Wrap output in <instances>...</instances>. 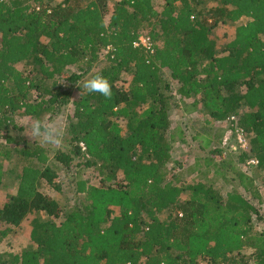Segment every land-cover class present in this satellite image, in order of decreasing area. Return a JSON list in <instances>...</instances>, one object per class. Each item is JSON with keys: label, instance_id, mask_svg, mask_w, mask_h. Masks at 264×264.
I'll use <instances>...</instances> for the list:
<instances>
[{"label": "trees", "instance_id": "1", "mask_svg": "<svg viewBox=\"0 0 264 264\" xmlns=\"http://www.w3.org/2000/svg\"><path fill=\"white\" fill-rule=\"evenodd\" d=\"M221 24L234 32L219 49ZM142 34L152 51L134 45ZM98 64L89 79H107L110 98L79 83ZM172 83L193 110L234 116L249 137L236 161L211 149L201 160L213 175L191 183L196 167H169ZM68 103L70 152L17 138L16 115L51 119ZM61 168L64 207L44 190L62 191ZM5 176L0 241L36 217L33 246L0 251V264H264V215L245 196L264 178V0H0V187Z\"/></svg>", "mask_w": 264, "mask_h": 264}, {"label": "rangeland", "instance_id": "2", "mask_svg": "<svg viewBox=\"0 0 264 264\" xmlns=\"http://www.w3.org/2000/svg\"><path fill=\"white\" fill-rule=\"evenodd\" d=\"M156 4V2H155ZM215 2H208L207 6L210 7L214 5ZM109 14L106 13L105 20L108 21ZM234 26L231 24H221L214 29V33L218 38V48L222 49L223 44L233 37ZM106 53V50H105ZM102 64H98L96 68L92 69L87 75H85L80 81V84H83L84 80L89 79L92 71L101 67ZM75 70V69H74ZM78 85L75 84L71 88L72 96L71 99H76L78 96V90L75 88ZM127 85V83L125 84ZM172 92L169 102L170 111H169V120H170V131L174 133L175 138L171 143V162L169 167H174V172L177 171V174L180 172L183 173L185 169L191 170L192 167H196L195 171H191L186 174L182 179L183 182L191 183L199 180V172L203 173L208 171L209 177L211 170L213 169V163H209L207 166V161H202L201 158L205 154H210V150L214 147L222 148V155L224 157L231 158L234 161L237 160V154L241 150H246L248 147V135L243 132V136L239 135V131H235L241 127L235 126L233 122L226 120L223 122H217L212 120L209 116H205L203 112L200 111L201 107H198L197 110H193L189 104V100H180L179 95L176 93L177 85L172 83ZM72 105L68 103L65 108H62L59 113L54 117L49 119L47 115L42 117L43 124L55 123L58 128H60L62 136L61 142L57 144H47L52 145L55 148H59L63 152H70V134L67 130L69 121L66 119L68 114L71 113ZM15 123L21 130L16 131L15 134L19 135V140H28V141H38L43 143L40 138L32 135L31 125L36 121L33 118L24 117V116H15ZM123 124V122H120ZM178 131H182L183 135L178 137ZM210 136L212 139L206 146H204L205 139ZM239 136H241L242 141H240ZM22 140L20 143H22ZM4 143V141H2ZM45 144V143H44ZM197 157L200 159L198 160ZM77 162L82 161V159L75 158ZM219 158L215 157L213 162L218 161ZM202 163L201 166H197V163ZM75 163V161H74ZM237 163V162H236ZM7 165V162H6ZM238 165V163H237ZM239 167V166H238ZM241 170H246V174L250 175L252 173V168L248 169V166H240ZM60 169V166L58 167ZM83 177L87 179L90 183H98V175L93 171V168H82ZM240 169V168H239ZM64 171L57 170V181L61 184L62 191L56 192L51 188L44 189L47 193L51 194L59 203L60 207H64L67 201L72 199V195L67 185L65 176L63 175ZM201 178V177H200ZM5 185L0 187V207L6 200L7 196L13 192L12 184L10 183V178L7 179L5 176L4 182ZM113 184L115 182H112ZM231 184L224 185V189L221 191L229 190L231 185L239 183L235 179ZM250 189V193H245V196L253 202V204L260 210L264 215V178L255 177L254 183L249 184V181L245 183ZM64 192V194H63ZM186 193L182 194V197H185ZM41 216H45L43 213H40ZM36 215L34 213L29 214L19 226L15 227L8 236L4 237L0 241V251L9 253V252H18L22 249L33 246L29 238V231L32 225V221L35 219ZM256 218V216L254 217ZM247 250V249H246ZM248 252V251H247Z\"/></svg>", "mask_w": 264, "mask_h": 264}, {"label": "clouds", "instance_id": "3", "mask_svg": "<svg viewBox=\"0 0 264 264\" xmlns=\"http://www.w3.org/2000/svg\"><path fill=\"white\" fill-rule=\"evenodd\" d=\"M83 87L88 91V93H99L105 98H110L112 95L111 86L108 80L102 75H96L85 81ZM31 132L33 136L40 138V140L45 144L58 145L61 142V130L54 122L43 124L41 121H35L31 125Z\"/></svg>", "mask_w": 264, "mask_h": 264}, {"label": "built area", "instance_id": "4", "mask_svg": "<svg viewBox=\"0 0 264 264\" xmlns=\"http://www.w3.org/2000/svg\"><path fill=\"white\" fill-rule=\"evenodd\" d=\"M134 45L135 46H139V45H141V46H143V47H145V48H147V49H149V51H152L153 49H152V43H151V41H150V38L147 36V35H144V34H142V35H140L139 37H138V40L134 43ZM108 49H110L109 47H108ZM106 52H107V50H106ZM234 120V116H231L230 117V121H233ZM235 131H239V135H242L243 136V130L241 129V128H239V129H236ZM239 139H240V141H242V138H241V136H239ZM81 146H82V148H83V144L81 143L80 144ZM248 164H255L256 163V160L255 159H250V160H248V162H247Z\"/></svg>", "mask_w": 264, "mask_h": 264}]
</instances>
